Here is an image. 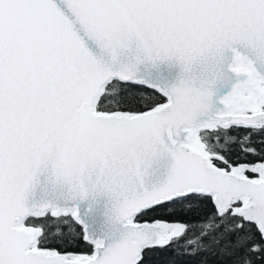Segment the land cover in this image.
I'll use <instances>...</instances> for the list:
<instances>
[{
    "label": "snow or ice",
    "instance_id": "1",
    "mask_svg": "<svg viewBox=\"0 0 264 264\" xmlns=\"http://www.w3.org/2000/svg\"><path fill=\"white\" fill-rule=\"evenodd\" d=\"M0 264H264V0H0Z\"/></svg>",
    "mask_w": 264,
    "mask_h": 264
}]
</instances>
